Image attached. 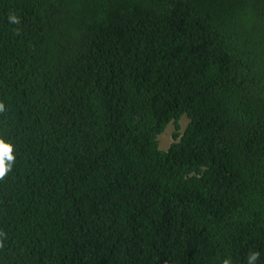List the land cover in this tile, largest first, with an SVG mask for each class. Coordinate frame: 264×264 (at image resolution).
I'll use <instances>...</instances> for the list:
<instances>
[{"label": "trees", "instance_id": "trees-1", "mask_svg": "<svg viewBox=\"0 0 264 264\" xmlns=\"http://www.w3.org/2000/svg\"><path fill=\"white\" fill-rule=\"evenodd\" d=\"M0 264H264V0H0Z\"/></svg>", "mask_w": 264, "mask_h": 264}, {"label": "rangeland", "instance_id": "rangeland-1", "mask_svg": "<svg viewBox=\"0 0 264 264\" xmlns=\"http://www.w3.org/2000/svg\"><path fill=\"white\" fill-rule=\"evenodd\" d=\"M189 120L187 118H183L181 120V132L184 131V129L186 128L187 124H188ZM175 132H176V126L175 124H170L166 130L160 135V145L162 149H168L173 142L176 141L175 138Z\"/></svg>", "mask_w": 264, "mask_h": 264}]
</instances>
